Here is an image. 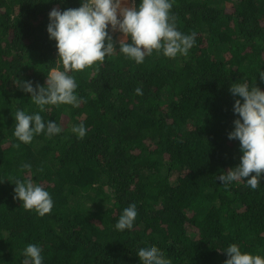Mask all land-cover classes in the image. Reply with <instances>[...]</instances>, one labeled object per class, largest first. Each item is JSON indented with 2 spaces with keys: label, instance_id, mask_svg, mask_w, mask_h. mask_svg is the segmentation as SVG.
Segmentation results:
<instances>
[{
  "label": "trees",
  "instance_id": "1",
  "mask_svg": "<svg viewBox=\"0 0 264 264\" xmlns=\"http://www.w3.org/2000/svg\"><path fill=\"white\" fill-rule=\"evenodd\" d=\"M169 2L177 30L196 33L187 56L153 50L137 64L108 28L113 54L68 72L79 106L41 110L16 81L43 86L53 68L64 70L48 13L81 0H0V264H23L30 243L41 247L42 264H142L136 253L153 245L171 264H223L231 244L264 258V174L256 190L216 178L242 155L228 138L239 118L234 101L243 102L230 85L264 91V0ZM17 110L61 132L22 143L13 135ZM81 123L83 139L71 131ZM12 177L48 191L51 212L26 210ZM132 203L133 227L117 230Z\"/></svg>",
  "mask_w": 264,
  "mask_h": 264
},
{
  "label": "clouds",
  "instance_id": "2",
  "mask_svg": "<svg viewBox=\"0 0 264 264\" xmlns=\"http://www.w3.org/2000/svg\"><path fill=\"white\" fill-rule=\"evenodd\" d=\"M171 8L169 0H140L138 6L134 3L129 5L125 0H81L78 8L60 11L54 7L48 13L47 32L49 38L56 41L57 54L64 70L53 68L43 86L37 84L33 87L31 81L20 80L16 84L30 94L41 110L46 105L78 107L80 100L75 94L77 83L68 72L82 71L98 61L103 62L106 55L113 54L116 47L106 30L109 25L113 32L122 33L119 51L137 64L142 63L153 50H162L163 55L169 58H175L178 54L187 56L195 44L196 33L183 34L177 30L175 16L170 15ZM259 76L264 81V71H260ZM229 90L234 97L243 98V102L240 99L234 101L233 111L239 118L233 120L234 128L228 133L230 140H239L242 155L238 165L228 168L216 178L226 187L233 181L243 179L247 186L256 190L264 174V91L256 84L249 86L247 81L233 82ZM135 91L138 95L142 94L140 88ZM14 119L13 135L25 144L30 143L34 135L45 133L51 137L61 132L55 121L45 122L38 113L26 114L23 110H17ZM71 131L80 139L87 133L83 123L73 125ZM14 146L19 147V144ZM21 168L30 169L31 165L25 163ZM39 171H43V168ZM11 183L15 185L13 198L19 199L26 210H35L41 217L51 212L53 200L50 193L34 184L32 179L12 177ZM137 215L136 204H130L119 216L116 229H131ZM223 251L228 257L223 264H264V258L260 255L242 253L236 244L229 245ZM41 253V247L28 244L23 249V264H42ZM136 255L142 264H171V260L155 245L141 247Z\"/></svg>",
  "mask_w": 264,
  "mask_h": 264
},
{
  "label": "rangeland",
  "instance_id": "3",
  "mask_svg": "<svg viewBox=\"0 0 264 264\" xmlns=\"http://www.w3.org/2000/svg\"><path fill=\"white\" fill-rule=\"evenodd\" d=\"M126 3L129 4V5H131V4H133V0H126ZM118 19H119V15H118ZM108 28H109V30H110V32H111L112 34H115V38H116V40L119 41V40L121 39V37H122V33L118 32V31L113 32V31L111 30V26H110V25H109Z\"/></svg>",
  "mask_w": 264,
  "mask_h": 264
},
{
  "label": "bare ground",
  "instance_id": "4",
  "mask_svg": "<svg viewBox=\"0 0 264 264\" xmlns=\"http://www.w3.org/2000/svg\"><path fill=\"white\" fill-rule=\"evenodd\" d=\"M125 2H126V0H125Z\"/></svg>",
  "mask_w": 264,
  "mask_h": 264
}]
</instances>
